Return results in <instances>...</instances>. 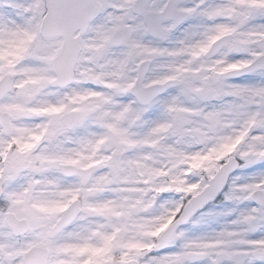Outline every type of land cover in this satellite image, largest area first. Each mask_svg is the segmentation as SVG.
<instances>
[{
    "label": "snow or ice",
    "instance_id": "6c2138e0",
    "mask_svg": "<svg viewBox=\"0 0 264 264\" xmlns=\"http://www.w3.org/2000/svg\"><path fill=\"white\" fill-rule=\"evenodd\" d=\"M0 264H264V0H0Z\"/></svg>",
    "mask_w": 264,
    "mask_h": 264
}]
</instances>
